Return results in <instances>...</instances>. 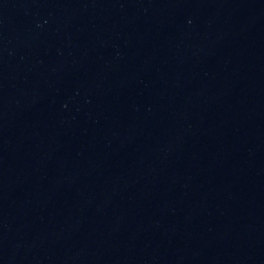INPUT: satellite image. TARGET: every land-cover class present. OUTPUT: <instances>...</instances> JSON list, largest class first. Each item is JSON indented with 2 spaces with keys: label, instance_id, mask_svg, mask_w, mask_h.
Here are the masks:
<instances>
[{
  "label": "water",
  "instance_id": "95a60500",
  "mask_svg": "<svg viewBox=\"0 0 264 264\" xmlns=\"http://www.w3.org/2000/svg\"><path fill=\"white\" fill-rule=\"evenodd\" d=\"M0 264H264V0H0Z\"/></svg>",
  "mask_w": 264,
  "mask_h": 264
}]
</instances>
